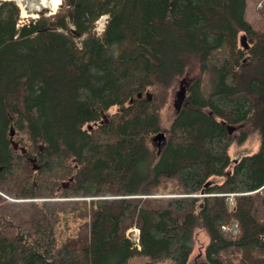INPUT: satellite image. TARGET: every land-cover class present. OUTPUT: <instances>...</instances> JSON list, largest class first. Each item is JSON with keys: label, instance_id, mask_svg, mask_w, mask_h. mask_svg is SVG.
<instances>
[{"label": "trees", "instance_id": "trees-1", "mask_svg": "<svg viewBox=\"0 0 264 264\" xmlns=\"http://www.w3.org/2000/svg\"><path fill=\"white\" fill-rule=\"evenodd\" d=\"M246 6L62 0L20 24L0 0V264H187L200 232L205 261L264 264V28ZM190 58L208 90L188 82ZM185 83L163 128L168 90ZM254 127L258 150L232 160Z\"/></svg>", "mask_w": 264, "mask_h": 264}, {"label": "rangeland", "instance_id": "rangeland-1", "mask_svg": "<svg viewBox=\"0 0 264 264\" xmlns=\"http://www.w3.org/2000/svg\"><path fill=\"white\" fill-rule=\"evenodd\" d=\"M14 1L18 3L17 0H14ZM248 4H249L250 13H256L255 16L252 15L251 18H249L250 22L253 24V26L256 29H263L264 28L263 9L256 11L255 10L256 3L251 0L248 2ZM55 12L56 11H51L48 8H43L41 11L32 12L30 15H26V16L22 15L23 17L22 22H28L29 20L36 19L41 15L50 17ZM21 13H22V9H21ZM249 15L250 14L248 12V17H250ZM188 72H189L188 75L190 77L189 79L191 81H193L197 77H202L203 84L206 85V90H208L207 87H208L210 79L207 75L204 76V74H201L198 61L195 58H190L188 60ZM181 89H182V86H179L178 84L177 87H175L174 89L170 87L168 90L166 104L160 111V120H161V125L163 128L169 129L171 125V121L177 110L175 106V98H179V92L182 91ZM238 134L239 132H236L234 134L235 136L234 138H236ZM151 142H152L151 144H152L153 150L159 152L162 144L154 140H151ZM259 145H260L259 128L254 127L253 129H251L248 136L244 140L242 141H237L235 139L232 140L230 148H229L231 159L234 160L236 157H239L243 154L255 152L258 150ZM216 179L219 181L223 180V178L221 177H216ZM207 242H208V235L205 232H200L198 235V239H197V243L194 248V251L192 252V255L190 256V259L187 264H197V263L205 261L204 246L206 245ZM147 259L148 257L146 256L135 255L130 259L129 264H143ZM157 264H176V263L174 260L168 258L165 261L159 262Z\"/></svg>", "mask_w": 264, "mask_h": 264}, {"label": "water", "instance_id": "water-1", "mask_svg": "<svg viewBox=\"0 0 264 264\" xmlns=\"http://www.w3.org/2000/svg\"><path fill=\"white\" fill-rule=\"evenodd\" d=\"M241 43L242 44H245L246 45V38L245 36H243L241 38ZM147 97L149 98V100L152 99V95L151 93L147 92L146 93ZM139 96H142V93L139 94ZM186 101V88H183L182 92H181V97H180V103L183 104L184 102ZM104 118H106V115H104ZM242 125V124H241ZM241 125H237V126H231V125H228L227 128H228V131L229 133L231 134L234 130H236L238 127H240ZM11 137L14 136V130L12 129L11 130V133H10ZM166 136H165V132H158L155 136H154V140L155 141H161L163 139H165ZM12 140V144L14 146V148L17 150V149H21V151L23 153L26 152V148L24 146H20L19 142L15 141L14 139H11ZM42 147V146H41ZM33 161V169H38L39 168V165L36 163V158H33L32 159ZM68 185V182H66L65 184H63L64 187H66ZM197 264H211L210 262L208 261H203V262H200V263H197Z\"/></svg>", "mask_w": 264, "mask_h": 264}, {"label": "bare ground", "instance_id": "bare-ground-1", "mask_svg": "<svg viewBox=\"0 0 264 264\" xmlns=\"http://www.w3.org/2000/svg\"><path fill=\"white\" fill-rule=\"evenodd\" d=\"M22 9V15H30L32 12L41 11L43 8H48L51 11H55L60 0H17ZM132 231V228L128 229ZM127 231V232H128Z\"/></svg>", "mask_w": 264, "mask_h": 264}, {"label": "built area", "instance_id": "built-area-1", "mask_svg": "<svg viewBox=\"0 0 264 264\" xmlns=\"http://www.w3.org/2000/svg\"><path fill=\"white\" fill-rule=\"evenodd\" d=\"M107 23H108V14L101 15L96 22L95 30L97 34H101L105 30ZM128 234L133 238V240L138 242L139 230L137 228H133L132 231L128 232Z\"/></svg>", "mask_w": 264, "mask_h": 264}, {"label": "crops", "instance_id": "crops-1", "mask_svg": "<svg viewBox=\"0 0 264 264\" xmlns=\"http://www.w3.org/2000/svg\"><path fill=\"white\" fill-rule=\"evenodd\" d=\"M249 1H250V0H247V6H246V18L248 17V12H249V14H250L249 16H250V17H248L247 19L250 21L249 18H251L252 15L255 16L256 13H250V10H249V4H248ZM251 1H253V2L256 3V4H255V10H256V11H258V10H260V9H263V11H264V0H251ZM262 1H263V3H262V5L259 7L258 4H259L260 2H262Z\"/></svg>", "mask_w": 264, "mask_h": 264}, {"label": "flooded vegetation", "instance_id": "flooded-vegetation-1", "mask_svg": "<svg viewBox=\"0 0 264 264\" xmlns=\"http://www.w3.org/2000/svg\"><path fill=\"white\" fill-rule=\"evenodd\" d=\"M182 89H183V86H182ZM181 89V90H182ZM180 97H181V92H179V98H175V106L177 109H179L182 104L180 103ZM165 139L161 140V141H158L160 144H162L164 142ZM32 159V158H31Z\"/></svg>", "mask_w": 264, "mask_h": 264}]
</instances>
